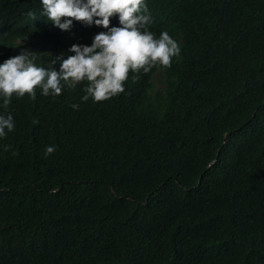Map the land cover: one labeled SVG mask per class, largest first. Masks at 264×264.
<instances>
[{"label":"trees","instance_id":"1","mask_svg":"<svg viewBox=\"0 0 264 264\" xmlns=\"http://www.w3.org/2000/svg\"><path fill=\"white\" fill-rule=\"evenodd\" d=\"M145 4L148 30L180 48L170 67L130 71L101 102L82 99L87 82L0 97L14 121L0 137V264H264V0ZM42 11L0 0V64L29 49L59 71L107 31L60 30Z\"/></svg>","mask_w":264,"mask_h":264},{"label":"clouds","instance_id":"2","mask_svg":"<svg viewBox=\"0 0 264 264\" xmlns=\"http://www.w3.org/2000/svg\"><path fill=\"white\" fill-rule=\"evenodd\" d=\"M41 5L42 15L60 30H70L76 21L87 26L94 23L107 31L96 34L91 46L73 44L68 51L74 54L57 58L59 71L37 66L36 53L29 49L5 60L0 64V97L5 108L13 95L23 98L27 94L35 100V90L40 88L45 96H58L65 85L73 88L81 82H87L82 99L101 102L124 92L130 71L147 73L154 66L170 67L172 58L180 54L167 32L155 38L148 30L150 16L141 14L147 12L145 0H41ZM114 16H118L119 26L110 27ZM41 21V15L33 20ZM5 129L14 130L11 115L0 116V137L6 136ZM54 151V146H48L45 157Z\"/></svg>","mask_w":264,"mask_h":264}]
</instances>
